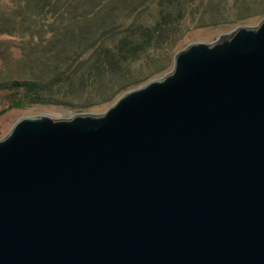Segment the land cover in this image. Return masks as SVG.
<instances>
[{"label":"water","instance_id":"water-1","mask_svg":"<svg viewBox=\"0 0 264 264\" xmlns=\"http://www.w3.org/2000/svg\"><path fill=\"white\" fill-rule=\"evenodd\" d=\"M173 60L0 139V264H264V18Z\"/></svg>","mask_w":264,"mask_h":264},{"label":"trees","instance_id":"trees-1","mask_svg":"<svg viewBox=\"0 0 264 264\" xmlns=\"http://www.w3.org/2000/svg\"><path fill=\"white\" fill-rule=\"evenodd\" d=\"M224 1L0 0V35L19 38L21 51L19 78L5 77L0 92L32 91L38 100L37 90L51 92L65 83L81 87L106 74L114 79L112 73L123 62L133 61L153 43L157 49L169 41L173 50L185 21L195 19L201 27L222 14ZM4 55L0 48L1 61ZM124 81L117 90L132 83ZM31 97L22 95L18 103H34Z\"/></svg>","mask_w":264,"mask_h":264},{"label":"rangeland","instance_id":"rangeland-1","mask_svg":"<svg viewBox=\"0 0 264 264\" xmlns=\"http://www.w3.org/2000/svg\"><path fill=\"white\" fill-rule=\"evenodd\" d=\"M219 10H222L220 16L214 19L205 17L208 19L201 27L195 19L185 21L183 33L179 41L173 43V50H170L172 44L169 41L162 42L156 50L153 43L145 53L134 56L133 61L123 62L122 67L112 73L114 79L106 74L104 80L84 83L81 87L79 84L71 87L72 84L69 86V83H65L51 92L37 90V96H41L38 100L34 99L36 95L33 96L32 91L0 92V139L8 134L19 119L26 116L47 115L53 119H69L75 115L103 114L121 95L171 72L175 54L188 45L196 42L212 43L220 35H228L240 26H258L264 18V0H225ZM0 48L5 54L4 60H0V82L5 77L19 78L16 66L21 59L20 39L0 35ZM163 66L164 71L155 72ZM124 79L132 83H126L127 87L122 91L117 90V85L121 87L125 84ZM22 95L25 98L31 95L34 103H18Z\"/></svg>","mask_w":264,"mask_h":264}]
</instances>
